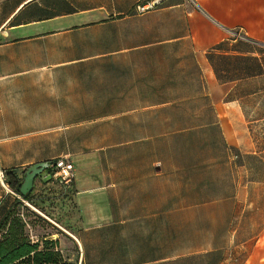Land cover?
Returning a JSON list of instances; mask_svg holds the SVG:
<instances>
[{
	"label": "crops",
	"instance_id": "1",
	"mask_svg": "<svg viewBox=\"0 0 264 264\" xmlns=\"http://www.w3.org/2000/svg\"><path fill=\"white\" fill-rule=\"evenodd\" d=\"M263 43L264 0H0V220L27 203L12 172L66 155L69 188L35 180L53 226L33 242L77 264H264L240 137L264 125ZM183 138L219 148L156 151Z\"/></svg>",
	"mask_w": 264,
	"mask_h": 264
},
{
	"label": "trees",
	"instance_id": "2",
	"mask_svg": "<svg viewBox=\"0 0 264 264\" xmlns=\"http://www.w3.org/2000/svg\"><path fill=\"white\" fill-rule=\"evenodd\" d=\"M48 169L50 168L48 167ZM22 179L19 174L12 172L7 180L10 189L16 193H21ZM24 199L40 208L39 210L33 205L35 209H38L39 213L45 212L52 215L43 206L40 191H32ZM24 203L25 201L22 198L16 197L0 220V264H73L66 260L58 249V240L44 239L43 241L33 242L29 238L27 235L28 227L32 225L23 219L18 211V206L24 205ZM32 213L36 214L35 212ZM36 216L46 226L48 224L53 226V223L48 221L44 215L37 214ZM54 229L63 232L57 226Z\"/></svg>",
	"mask_w": 264,
	"mask_h": 264
},
{
	"label": "rangeland",
	"instance_id": "3",
	"mask_svg": "<svg viewBox=\"0 0 264 264\" xmlns=\"http://www.w3.org/2000/svg\"><path fill=\"white\" fill-rule=\"evenodd\" d=\"M263 84V81L261 82ZM250 102L251 105L254 106L255 112L251 114V118H258L262 114H264V95H259L257 97H249L247 98ZM264 123L263 122H258ZM215 132V131H214ZM213 132V133H214ZM213 135L212 132H206V134H202L203 136L207 135L209 136ZM240 136L242 140L247 141L246 145H243L244 150H251L253 151V154L251 156L249 154H246L245 160H247L251 163L252 166V175L251 178L255 179L261 183L262 185L264 184V125L258 126V127H253V128H247ZM201 137V135H200ZM219 145H216L214 141L212 140H203V143L200 141L199 143H186V139L183 138L178 139V141H172L171 143H163L159 145H155L156 151H159L160 153H167V152H175V151H204V152H212L217 150ZM78 164V169L79 168H86L82 165ZM43 174H47V176L51 177V173L48 168L45 169ZM260 184V185H261ZM34 205V204H33ZM36 206V205H34ZM36 208H38L36 206ZM40 210V208H38ZM38 209H35L28 203H24V205H19L18 206V211L19 215L25 220L31 224L32 228L29 226L28 227V236L31 240L34 239V237L39 236L40 238L42 233L47 231V226L36 216L37 214H42L39 213ZM32 212H35L36 214H33ZM53 229V228H52ZM260 230V226H258V231ZM32 231L36 233L33 235ZM75 252V247L72 246V250L69 255L66 254V256L62 253L64 258L68 260L71 263H77V259L73 258V254ZM67 253V252H66ZM76 260V261H75Z\"/></svg>",
	"mask_w": 264,
	"mask_h": 264
},
{
	"label": "built area",
	"instance_id": "4",
	"mask_svg": "<svg viewBox=\"0 0 264 264\" xmlns=\"http://www.w3.org/2000/svg\"><path fill=\"white\" fill-rule=\"evenodd\" d=\"M155 4V1H153L149 5H140L138 8L140 11H143L147 6L153 7ZM48 167L50 168L51 177L53 179L67 187L72 185L76 176V167L74 162L68 156H61L49 161ZM0 177L3 180L5 179V173L2 170L0 171Z\"/></svg>",
	"mask_w": 264,
	"mask_h": 264
},
{
	"label": "water",
	"instance_id": "5",
	"mask_svg": "<svg viewBox=\"0 0 264 264\" xmlns=\"http://www.w3.org/2000/svg\"><path fill=\"white\" fill-rule=\"evenodd\" d=\"M48 165L49 162L47 161L35 163L25 171L24 179L21 186L20 196L25 197L33 191L36 178L40 177L43 174V172L48 167ZM26 202L29 203L31 206H33L29 201L26 200ZM51 219L54 220V217L52 216Z\"/></svg>",
	"mask_w": 264,
	"mask_h": 264
}]
</instances>
